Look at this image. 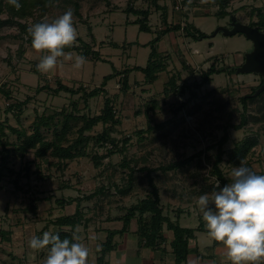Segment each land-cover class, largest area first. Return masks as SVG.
<instances>
[{
    "label": "rangeland",
    "instance_id": "374dc122",
    "mask_svg": "<svg viewBox=\"0 0 264 264\" xmlns=\"http://www.w3.org/2000/svg\"><path fill=\"white\" fill-rule=\"evenodd\" d=\"M224 1L230 14L221 18L218 15L220 0H55L43 15L38 11L37 18H29L30 26L35 22H51L72 9L77 38L91 43L98 57L92 58L79 50L64 51V55L57 58L54 70L48 72L37 68L48 50H37L25 41L26 37L23 38L16 24L0 28V123L29 134L37 115L45 112L55 114L54 120L60 121L58 127L62 128L67 114L79 118L100 114L107 98L120 120L113 127L112 136L117 139L118 148H112L117 149L112 155H108L112 145L96 142L94 137L87 143L84 155L63 161L50 154L41 159L33 149L22 152L18 146L23 135L5 129L7 135L0 136V140L8 142L10 155L2 164L0 153V164L4 165L2 169L0 165V230L11 233L8 239L0 232V264H44L47 247L33 249L29 241L45 231L55 233L58 230L52 221L75 212L77 201L70 202L71 198L82 199L84 220L77 227V234L90 250L88 260L94 261L99 228H121L120 222L113 224L109 219L121 216L150 192L147 170L143 168H158L192 155L194 159L184 166L156 170L152 175L159 187L165 214L173 220L181 218L183 226H197L202 214L196 201L201 194L215 191L218 181L212 173L218 147L209 149V146L221 139L229 124H238L243 113L248 117L244 127L227 128L229 140L220 165L231 183V170L240 164L232 161L231 152L247 137H256L257 145L246 153L242 162L257 174H264V93L247 99V108L242 100L260 84L261 75L226 71L213 74L201 86L196 85L203 81L202 72L212 64L219 68L238 67L245 54L253 49V42L242 33L211 34L219 25L229 27L233 15L245 24L258 22L262 18L260 12L264 14V0ZM129 7L149 11L151 32L140 30L139 25L132 22L137 15L129 13ZM165 15L168 27L189 23L206 32L208 37L195 40L183 30L165 33L157 47L166 68L158 73L153 83L147 82L141 71L131 70L129 87L124 90L122 72L147 64L151 52L147 42L156 37L159 29L165 28ZM1 17L7 18L8 14L3 13ZM91 33L99 40L95 38L94 41ZM77 38L75 42L81 46ZM112 40L120 46L112 45ZM79 55L86 59L81 68H75L74 60ZM114 72V77L103 87L104 76ZM60 77L75 90L81 86L87 91L102 88L87 100L83 91L56 93V80ZM172 77L179 90L166 93L164 89ZM154 100V108L150 109ZM11 103L22 105L9 109ZM69 122L72 127L68 129V144L78 138L81 120ZM104 128L100 122L85 134L94 136ZM42 129L48 138L55 136L53 126ZM125 138H128L127 143ZM121 148L124 150L120 151ZM2 149L0 143V151ZM96 155L100 157L99 166L93 159ZM125 160L129 163L127 167L123 165ZM28 166L29 177L24 175ZM130 167L135 168L134 187L129 195H122L117 186L128 184ZM11 170L22 171V189L16 188L17 176ZM103 185L104 192L87 198ZM33 197L38 199L33 200ZM133 222V229H138L137 219ZM198 235L200 244L213 240L208 232L200 231Z\"/></svg>",
    "mask_w": 264,
    "mask_h": 264
},
{
    "label": "trees",
    "instance_id": "16d2710c",
    "mask_svg": "<svg viewBox=\"0 0 264 264\" xmlns=\"http://www.w3.org/2000/svg\"><path fill=\"white\" fill-rule=\"evenodd\" d=\"M55 0H21L22 7L20 9H16L14 6H12L9 2V0H0V28L6 24H16L21 29V32L23 33V38L25 41L29 42V44L32 45V38L29 33L30 28V22L29 18H37L35 16L37 12H40V15H43L45 11L47 10L49 4L53 3ZM185 1V0H184ZM76 6L79 7L78 3H76ZM129 13H133L137 15V18L133 20V23H136L139 25L140 30L151 32L153 30L152 25L149 22V16L150 13L148 10L144 9H135L133 7H129L128 9ZM261 11V10H260ZM3 13H7L8 17L3 18L1 15ZM261 13V17L258 22L256 23H250V25L253 26H259L260 29H264V14ZM230 14L227 12L226 3L224 0H220V10L218 11V15L222 18L225 15ZM263 15V16H262ZM232 17V16H231ZM37 21V20H36ZM231 21V19H230ZM37 23V22H35ZM163 23L165 24L164 29H159L157 32V35L154 39H152L150 42L147 43V45L151 46V52L148 58V62L145 66L136 65L133 66L130 69H125L123 73V88L124 90H127L129 87V72L131 70H139L141 71L146 78V81L149 83H153L158 79V73L166 68L165 63L163 60H160L161 54L158 51L157 44L160 42L162 36L165 33L171 32V31H180L183 30L186 36L191 37L192 39L199 40L201 38L208 37V34L204 31H201L198 27H196L193 24L186 23L185 26L182 24H174L168 27V20L167 16L165 15L163 18ZM228 27V26H227ZM230 28V27H229ZM221 32V31H220ZM91 37L93 40H95L94 35L91 33ZM77 41H80L82 43L81 46H79L75 41L71 46H65L64 51H71V50H79L84 55H90L92 58L98 57V51L93 49V45L91 43L85 42L82 38L78 37ZM111 44L114 46H120L119 43L115 41H111ZM84 47V48H83ZM160 56V57H159ZM237 67H217L215 64H212V66L202 72L203 81L201 83H196L197 86H201L202 83L207 82L211 79V76L213 74H220L223 72H235ZM114 73L107 74L104 76V80L102 82L103 87L107 85L108 81L114 77ZM57 88L54 89V92L58 93L59 91H66L71 93H76L78 91H83V95L85 99L87 100L90 97H93L98 94V90L100 91L101 88H94L92 91H87V88L79 87V89H74L73 87L68 86L67 84H64L62 82V79L58 78L56 80ZM262 81L260 84L254 87L251 94L245 95L242 97V100L244 102V107L247 108L246 101L249 98H253V93L261 86ZM44 88H49V86H43ZM44 88H40L39 90H43ZM179 86L176 83V79L172 77L168 84L166 85L164 91L166 93L168 92H178ZM104 91V90H103ZM264 93V91L260 94V96ZM153 105H150L149 108H154V105L156 101L154 100ZM19 104V105H18ZM14 104L11 103L9 105V109H13L14 107H20L22 105L21 103ZM185 104H182L184 106ZM148 108V109H149ZM55 114H46L45 112L41 115H37L36 120L33 124V130L31 133L22 132L19 129H17L14 126H5L4 123H0V136H6L5 129L8 128L13 132H18L23 135L22 143L18 146L19 149L22 150V152H28L30 149L35 150V154L41 158L46 159V157L50 154L54 157H57L58 159H72L75 157H78L80 155H84L87 149V143L95 137L96 142H103L106 144H111L112 147L110 150H108V155H112L114 151H117V149L112 148H118V141L115 137L112 136L113 127L115 124L120 122L119 118L116 116V111L113 107V104H111L110 99L107 98L104 103V107L102 109V112L98 115L93 116H86L82 115L80 118L71 114H67L62 128H59L60 121L54 120ZM73 119L81 120V124L77 129L78 132V138L68 144V129L71 126L70 120ZM103 123L105 128L101 133H98L97 135L92 136L91 134H85L86 131H91L96 125L99 123ZM248 122V117L246 113L242 114L241 120L238 124H229L228 127H233L236 130L241 129L246 125ZM51 126L54 127L55 136L50 139L48 138L42 128H50ZM72 127V126H71ZM228 127L225 128V132L221 139L217 141L216 144H212L209 146L210 148L218 147V152L216 155V160L213 164L212 173L216 175L217 180L220 182V186L223 187L225 184L229 183V178L226 176L223 168L221 167L220 163L223 161V155L226 153L225 150V144L229 140V132ZM22 138V137H20ZM128 142V138H125V143ZM0 143H2L3 149L0 151L1 153V163L3 164L4 161L8 159V156L10 155V148L8 147L7 141L0 140ZM258 141L257 138L253 137H247L245 140H243L242 143H240L238 146L235 147L232 153V161L235 163H240L244 161V158L246 157V153L251 150L255 145H257ZM84 149V150H81ZM120 151H123L124 148L119 149ZM83 151V152H82ZM199 155H201V152H199ZM195 156H190L184 160H180L177 162H172L168 165L160 166L158 168H143V170H147V178L148 183L151 186L150 192L147 193V195L144 198H141L138 202L135 204H132L128 209L127 212L122 214L119 217H116L115 219L121 220L123 222V227L121 229H110L108 230L107 237L104 242L101 244V249L99 250V257L97 259V263L95 264H103L105 256L107 253L115 249L116 243L114 242V238L117 234L124 233L129 230L131 222L136 218L138 223V229L137 234L139 235V238L141 241L144 242L145 245L158 247L160 243L165 241L167 238L165 237V231L169 230L173 232L172 240H171V247L172 251L175 257V264H183L186 263L188 260V256L190 254V241L191 239L195 238L196 231L197 230H206L207 228L204 226V220L202 219V216H200V224L198 227H188L183 226L178 219L173 220L169 215L165 214L164 208L161 204V195L158 185L155 182V179L152 175L153 171L156 170H173L180 168L184 166L186 163L194 159ZM99 156H93L94 162L96 166L100 165ZM59 161V160H58ZM0 164V165H2ZM124 166H129V163L125 160L123 163ZM4 165L1 166V169ZM142 169V168H141ZM24 175L29 177V166L28 168H25ZM12 173L16 174L15 179V186L17 189H22L23 185L20 184V178L22 176V171L15 172L14 170H11ZM135 168L130 167V172L128 173V184L126 186H120L118 185V192L122 195H129L130 191L133 190L134 187V179H135ZM1 177V174H0ZM105 191V186H101L99 189L96 190V192L91 193L87 196V198H92L95 195L102 193ZM38 198L33 197V200H37ZM77 201V206L74 213L70 214H64L58 216L56 219H54L52 222L58 227V230L55 233H58L61 239L67 237L71 239L73 236L77 237V227L82 224L83 222V212L81 209L80 201L81 198L73 199L71 198L69 201ZM60 202H63L62 200H59ZM36 206L33 204L32 209L35 210ZM181 212V210H179ZM181 214V213H180ZM180 216V215H178ZM66 227H70L66 229ZM2 235L4 237L8 236V239H10V233L5 230H0ZM212 248V247H211Z\"/></svg>",
    "mask_w": 264,
    "mask_h": 264
},
{
    "label": "clouds",
    "instance_id": "9594fccd",
    "mask_svg": "<svg viewBox=\"0 0 264 264\" xmlns=\"http://www.w3.org/2000/svg\"><path fill=\"white\" fill-rule=\"evenodd\" d=\"M16 9L21 0H9ZM72 9L66 10L51 22H38L30 26L32 46L48 50L37 68L42 72L54 70L57 58L64 55L65 46L77 38ZM71 59V56L68 57ZM86 57H75L74 67L81 68ZM231 183L220 186L211 194H201L196 204L206 223L210 237L221 242L231 264H264V174H257L240 162L232 168ZM33 249L47 247L44 264H88L89 248L73 236L61 239L58 233L43 232L29 241ZM97 245V250L100 249Z\"/></svg>",
    "mask_w": 264,
    "mask_h": 264
},
{
    "label": "crops",
    "instance_id": "0c3cea01",
    "mask_svg": "<svg viewBox=\"0 0 264 264\" xmlns=\"http://www.w3.org/2000/svg\"><path fill=\"white\" fill-rule=\"evenodd\" d=\"M92 34L96 39H98L94 33ZM60 79L62 78L60 77ZM109 220H111L110 222H112L113 224H115L118 221L121 223V228L123 227V222L121 220L115 218ZM132 222L130 224V228L128 231L117 234L115 236L114 242L116 243V247L115 249L107 253L103 264H175V257L172 251V247L170 245L173 236L172 231L169 230L165 231V237L167 239L162 243H160L158 247L148 246L145 245L144 242L140 240L139 235L136 232L137 228L133 229ZM199 224L200 221L198 225ZM198 225L195 226V228L198 227ZM204 226L206 227L205 221H204ZM121 228H116L113 226L100 227L99 228L100 234L99 237H97L98 241L96 242L98 244H96V246L97 245L101 246L102 242L105 241L108 234V230L121 229ZM200 231L208 232L207 229L203 231L202 230L196 231L195 238L191 239L190 241V254L188 256V260L186 263L183 264H231V261L226 256V249L221 242H217L215 240H211V241L208 240L207 242L203 241L201 242V244L199 243L200 237L198 235V232ZM79 241L81 242L80 239ZM99 250H97V248L95 249V251L97 252L96 258L94 261L88 260V264L97 263V259L100 255Z\"/></svg>",
    "mask_w": 264,
    "mask_h": 264
},
{
    "label": "water",
    "instance_id": "95a60500",
    "mask_svg": "<svg viewBox=\"0 0 264 264\" xmlns=\"http://www.w3.org/2000/svg\"><path fill=\"white\" fill-rule=\"evenodd\" d=\"M231 28L219 25L211 36L217 35L220 31L225 35L244 34L253 42V49L246 53L244 61L237 67L238 73H258L262 77L261 86L253 93L260 95L264 91V31L259 26L245 24L237 19L235 15L231 17Z\"/></svg>",
    "mask_w": 264,
    "mask_h": 264
},
{
    "label": "flooded vegetation",
    "instance_id": "af4514ba",
    "mask_svg": "<svg viewBox=\"0 0 264 264\" xmlns=\"http://www.w3.org/2000/svg\"><path fill=\"white\" fill-rule=\"evenodd\" d=\"M229 23H230L229 27L231 28V27H232V26H231V21H230Z\"/></svg>",
    "mask_w": 264,
    "mask_h": 264
}]
</instances>
